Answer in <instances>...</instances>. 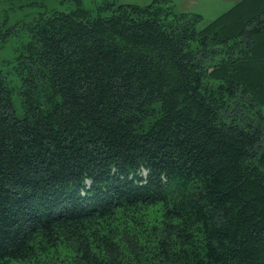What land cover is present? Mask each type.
<instances>
[{
    "label": "trees",
    "instance_id": "obj_1",
    "mask_svg": "<svg viewBox=\"0 0 264 264\" xmlns=\"http://www.w3.org/2000/svg\"><path fill=\"white\" fill-rule=\"evenodd\" d=\"M73 1L8 27L0 264H264V0Z\"/></svg>",
    "mask_w": 264,
    "mask_h": 264
},
{
    "label": "rangeland",
    "instance_id": "obj_2",
    "mask_svg": "<svg viewBox=\"0 0 264 264\" xmlns=\"http://www.w3.org/2000/svg\"><path fill=\"white\" fill-rule=\"evenodd\" d=\"M38 2L37 4H33L32 2ZM84 5L87 8L96 10L97 7L100 6L105 0H83ZM118 3L123 2L124 0H117ZM129 1V0H127ZM134 1V0H131ZM31 2V3H30ZM125 3V2H124ZM126 3H135L141 4L139 1L135 2H126ZM200 3L204 5H210L212 8L215 6V2L213 0H201ZM145 4V3H142ZM221 9H227L229 6L219 5ZM75 7V3L73 0H2L0 1V66L4 71H8L10 68L9 64L15 61V58L19 52L17 45L21 42L20 40L26 39V33L24 31V27L20 29L19 34L11 36L8 34L9 26H14V24L24 22L31 19L34 15L43 12L45 10H51L54 8L62 9V10H71ZM176 10L177 7H175ZM186 8H179V12H197L191 10L192 8H188L189 10H185ZM221 9L214 10L213 12H209L211 18L203 17L202 23H208L219 16V12ZM222 13V12H221ZM220 13V14H221ZM217 15V16H212ZM204 16V15H203ZM21 35V36H20ZM10 80L13 84H17L18 75L15 73H9ZM15 106L18 114L22 113V107L20 105V101L17 97H14Z\"/></svg>",
    "mask_w": 264,
    "mask_h": 264
},
{
    "label": "crops",
    "instance_id": "obj_3",
    "mask_svg": "<svg viewBox=\"0 0 264 264\" xmlns=\"http://www.w3.org/2000/svg\"><path fill=\"white\" fill-rule=\"evenodd\" d=\"M135 1H139V3H148L151 0H134V1H127L124 0L123 3L125 2H135ZM201 0H171V2L175 5V7H177V9L181 10V8H186L185 10H189L188 8H192L191 10L193 11H197L198 13H201L202 15H204L203 17L205 18H211V15H209V12H213L214 10L217 9H221L222 7L219 5H223L224 6H229V8L227 9H221L222 11L219 12H225L226 10L230 9L232 6H234L236 3H238L240 0H213V2H215V6L212 8L210 5H204L202 3H200ZM206 1V0H204ZM190 12V11H189ZM192 12V11H191ZM214 16V15H212ZM217 16V15H215ZM214 16V17H215Z\"/></svg>",
    "mask_w": 264,
    "mask_h": 264
}]
</instances>
